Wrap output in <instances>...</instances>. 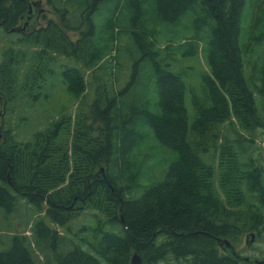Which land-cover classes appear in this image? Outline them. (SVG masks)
<instances>
[{"label":"trees","instance_id":"obj_1","mask_svg":"<svg viewBox=\"0 0 264 264\" xmlns=\"http://www.w3.org/2000/svg\"><path fill=\"white\" fill-rule=\"evenodd\" d=\"M45 2L54 16L18 31L27 1L0 0L25 47L0 63V208L43 215L0 264H264L220 244L264 234V0ZM200 54L193 81L180 63ZM55 64L76 106L18 141L8 104Z\"/></svg>","mask_w":264,"mask_h":264},{"label":"rangeland","instance_id":"obj_2","mask_svg":"<svg viewBox=\"0 0 264 264\" xmlns=\"http://www.w3.org/2000/svg\"><path fill=\"white\" fill-rule=\"evenodd\" d=\"M41 6V15L37 17L40 23L44 21L42 16L45 15L46 18L54 16L46 2H44ZM127 14L128 12L125 11V15ZM20 36L21 33L7 32L2 27L0 28V63L5 46L14 45L17 48H25L18 41ZM59 62L63 63L64 58L60 57ZM205 65V60L200 54L195 57H188L184 59V61L180 63L181 68L179 69H181L183 75L187 73L188 78L189 74L193 73L190 79L197 81L200 77V72L205 69ZM54 68L56 71L48 74L47 76L48 79L45 88H35L34 90L24 89L19 92L15 101L8 104L4 122L6 126L13 129L15 138L18 141L30 140L35 132L45 129L48 127L50 121L63 114L65 107L74 109L76 106V104L71 102L70 96L65 88V84L61 82L62 75L59 73L60 66L55 64ZM92 95L93 90L89 86L86 96L90 99ZM186 106L189 109V117L192 118V104L188 95L186 96ZM2 113L3 107L0 103V118L2 117ZM0 127H2L1 121ZM258 141H261V145L264 147V135L260 136V140ZM41 216L43 215L37 206L21 197H18L17 207L14 211L6 212L4 208H0V243L2 240L6 241L8 242L7 246L9 247L14 233L30 228L32 222ZM79 223L81 222L75 221L72 223V228L75 229ZM246 238L247 236L243 237L241 244L236 250L245 256L252 258L256 257V260L264 261V234L258 240L254 239L249 246L246 244ZM7 246L2 245L0 246V249H4ZM168 264L175 263L168 262Z\"/></svg>","mask_w":264,"mask_h":264},{"label":"water","instance_id":"obj_3","mask_svg":"<svg viewBox=\"0 0 264 264\" xmlns=\"http://www.w3.org/2000/svg\"><path fill=\"white\" fill-rule=\"evenodd\" d=\"M29 6V10L26 16L23 17V23L21 26H18L14 28V30L18 31H23L27 27H32L35 22L38 21V18L41 15V9H42V0H26ZM254 235L252 234V241H253ZM251 241V242H252ZM222 245L223 249L227 251L226 253L236 257V258H241L242 260L245 261H251L252 259L246 257H242L236 250L235 248L230 244L229 241L223 240L220 242ZM142 259L141 257L135 253L132 257L131 264H141Z\"/></svg>","mask_w":264,"mask_h":264}]
</instances>
